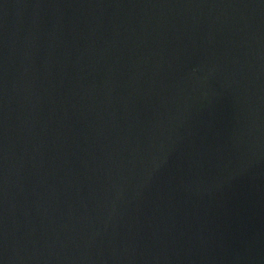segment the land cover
<instances>
[{
    "label": "water",
    "instance_id": "obj_1",
    "mask_svg": "<svg viewBox=\"0 0 264 264\" xmlns=\"http://www.w3.org/2000/svg\"><path fill=\"white\" fill-rule=\"evenodd\" d=\"M0 264H264V0H0Z\"/></svg>",
    "mask_w": 264,
    "mask_h": 264
}]
</instances>
